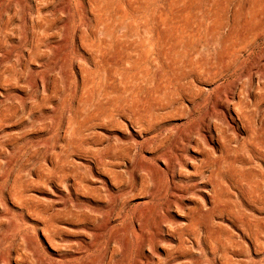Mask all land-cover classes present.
I'll list each match as a JSON object with an SVG mask.
<instances>
[{
	"label": "rangeland",
	"instance_id": "374dc122",
	"mask_svg": "<svg viewBox=\"0 0 264 264\" xmlns=\"http://www.w3.org/2000/svg\"><path fill=\"white\" fill-rule=\"evenodd\" d=\"M125 7L120 0H0V264H264V229L250 237L240 217L214 211L202 190L210 185L179 174L194 171L192 160L172 165L181 154L200 158L190 148L177 150L188 114L165 116L158 136L124 115L87 118L97 97L92 87L118 78L116 71H166L142 61L134 18L121 22ZM43 27L48 34L37 42ZM125 31L128 49L115 38ZM95 39L107 44L93 50L86 43ZM198 49L205 69L196 71H225L229 59L218 37L200 40ZM252 56L243 52L247 61L237 71L253 72L244 77V95L255 108L264 91L257 72L264 58ZM217 83L197 84L207 94ZM201 101L184 103L194 109V125L209 108L195 110ZM227 117L221 121L226 134L238 132L242 141L234 110ZM199 142L213 156L222 154L220 141ZM237 153L250 154L248 148ZM254 165L264 179V164ZM172 178L196 186L181 191ZM222 183L235 213L242 219L260 214L264 226V204H247L230 178Z\"/></svg>",
	"mask_w": 264,
	"mask_h": 264
},
{
	"label": "bare ground",
	"instance_id": "6f19581e",
	"mask_svg": "<svg viewBox=\"0 0 264 264\" xmlns=\"http://www.w3.org/2000/svg\"><path fill=\"white\" fill-rule=\"evenodd\" d=\"M120 1L122 5H126L121 22L124 23L131 14L135 20L134 24L138 27L142 61L148 65L159 64L166 67V71H116L118 78L110 77L111 81L101 88L95 85L92 87V94H97V97L94 96L93 107L87 118L112 119L118 114L124 115L133 124L156 132L158 136L159 126L165 116L188 114L192 119L194 109L186 108L185 100L201 99L195 110L207 104L209 108L205 107L207 110L202 111L198 124L194 125L191 119H188L176 140L177 150L186 151L190 148L198 152L200 158L181 154L180 157L172 158V165L184 167L187 165L186 160H192L190 164L194 171L182 168L180 176L187 179L203 178L206 184L210 185V188L203 187L202 190L211 197L209 202L213 204V210L234 213L235 217H240L244 232L250 237H258L264 229L260 214L244 219L236 214L235 201L224 187L222 179L230 178L247 204H264V179L254 165V162L258 166L264 164V116L257 118L260 104L264 101V91L254 98L256 107H250L244 95V77L251 78L253 72L237 71L247 61L242 58L243 52L249 56L256 55L259 59L264 58V0H204L197 5L195 1L196 6L193 0ZM183 10L188 13L185 19L180 17ZM11 18L2 23L3 28L7 27ZM99 24L100 21L98 26ZM33 27L36 28L35 25ZM43 28L40 33H35L37 42L43 37L46 39L47 27ZM214 35L220 39L229 59L225 71H196L205 69L197 59L198 42ZM127 37L126 31L115 37L122 48H130L126 45ZM106 44V39H95L86 43L93 50ZM257 72L263 77L264 89V64ZM213 79L218 80V83L213 91L207 94L197 84ZM212 94L214 97H211ZM235 95L238 100H235ZM174 106L178 107L172 110ZM163 109L168 110L166 115L161 113ZM231 110H234L240 121V125L234 126L235 129L240 127L245 132L242 141L238 132L235 136H228L222 127L221 121L231 115ZM207 138L220 141L221 155L213 156L212 152L200 146L199 140ZM243 148H248L249 157H239L237 152ZM224 153L227 154V161L222 159ZM205 167H210L209 175L203 173ZM170 182L174 188L181 191L196 186V183L182 185L173 181V178ZM180 196L177 200H181ZM209 231L211 233L212 229Z\"/></svg>",
	"mask_w": 264,
	"mask_h": 264
}]
</instances>
